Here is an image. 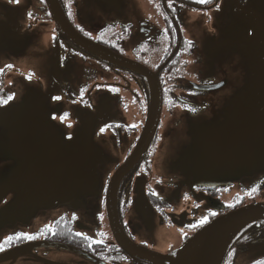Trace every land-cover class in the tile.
<instances>
[{
    "label": "flooded vegetation",
    "instance_id": "obj_1",
    "mask_svg": "<svg viewBox=\"0 0 264 264\" xmlns=\"http://www.w3.org/2000/svg\"><path fill=\"white\" fill-rule=\"evenodd\" d=\"M55 1L80 37L161 85L156 131L116 192L127 240L168 254L216 218L264 202V110L236 104L216 118L199 101L201 86L226 85L227 46L249 54L241 83L263 101L264 79L253 78L264 64V0ZM21 7L0 0V241L36 238L6 246L0 264H154L124 248L107 214L110 181L147 121L146 80L75 43L46 0ZM42 43L30 64L29 48ZM235 243L223 264L264 262V226Z\"/></svg>",
    "mask_w": 264,
    "mask_h": 264
},
{
    "label": "water",
    "instance_id": "obj_2",
    "mask_svg": "<svg viewBox=\"0 0 264 264\" xmlns=\"http://www.w3.org/2000/svg\"><path fill=\"white\" fill-rule=\"evenodd\" d=\"M56 23L65 29L69 37L87 51L103 58L109 63L128 69L146 80L149 90V111L142 135L136 148L127 158L124 164L114 173L107 198V214L115 235L121 240L124 248L142 258H146L154 264H221L228 248L237 236L248 226L258 228L264 225V202H254L236 208L226 215L216 218L194 236L184 242L183 246L174 249L168 254H158L145 248L137 247L127 240L121 231L116 215V192L118 183L127 174L139 158L143 155L151 138L153 137L159 122L162 106V89L157 73L152 72L144 65L131 59L120 56L98 44L87 41L80 37L64 18L55 0H46ZM225 83L218 85L201 86V90L209 91L220 89ZM264 100V99H263Z\"/></svg>",
    "mask_w": 264,
    "mask_h": 264
},
{
    "label": "rangeland",
    "instance_id": "obj_3",
    "mask_svg": "<svg viewBox=\"0 0 264 264\" xmlns=\"http://www.w3.org/2000/svg\"><path fill=\"white\" fill-rule=\"evenodd\" d=\"M89 4V0H84ZM22 0H19L18 8L21 7ZM127 2H125L126 4ZM23 8V6L21 7ZM132 13H141V9L138 8ZM45 44H40L34 49L29 48L26 57L29 60L30 64L36 65L37 61L40 59L37 56V53L43 54L45 50ZM242 49L237 46H227L226 48V62L223 65L225 68V79L227 83L225 86L220 87V89L209 90L201 94L199 101L204 103V111L202 113L208 114L210 117L220 118L222 112H231L234 109L236 104H239L241 107H249L252 111L260 113L264 110L263 101L260 98L248 99L246 93L244 92L243 83L241 81H247L240 77L239 72L242 69L241 62L245 58L249 57L248 53H244L241 57ZM215 67H219L220 64H214ZM251 70V69H250ZM252 72V70H251ZM210 77L214 79V82L223 79L220 78L221 75L215 77L214 69H210ZM264 79V64L259 65L258 75L254 76L253 80H262ZM238 82V83H237ZM210 119V118H208ZM211 146L214 148V144L211 143Z\"/></svg>",
    "mask_w": 264,
    "mask_h": 264
},
{
    "label": "snow or ice",
    "instance_id": "obj_4",
    "mask_svg": "<svg viewBox=\"0 0 264 264\" xmlns=\"http://www.w3.org/2000/svg\"><path fill=\"white\" fill-rule=\"evenodd\" d=\"M13 2L19 3V0H9V3H13ZM195 2L198 4H206L208 3V0H195ZM169 7H171V0H169ZM7 67H11V65H7ZM8 99H12V97L9 96ZM53 99H60V97H53ZM4 103H7V101H4ZM190 110L193 112L196 111L195 108H192ZM229 207H231V205ZM213 215H215V213H213ZM204 223H207V217H205L199 222L200 225H203ZM45 228L52 230L51 225H45ZM76 235L77 236L84 235L85 238H89L84 233H80V232H77ZM35 238L36 237L34 235L25 232L16 233L14 236L11 235L7 236L4 238L3 241H0V252L4 251L6 246H10L13 241H20V240L31 241ZM89 247H91V245H89ZM229 255H231V253H229ZM258 264H264V262H258Z\"/></svg>",
    "mask_w": 264,
    "mask_h": 264
},
{
    "label": "trees",
    "instance_id": "obj_5",
    "mask_svg": "<svg viewBox=\"0 0 264 264\" xmlns=\"http://www.w3.org/2000/svg\"><path fill=\"white\" fill-rule=\"evenodd\" d=\"M262 226H264V225H262ZM262 226H260V227H262ZM248 228H254V227H253V226H248ZM248 228L244 229V230H243V231L237 236V238L232 242V244H231L230 247L228 248V250H227V252H226V255H225V257H224V259H223V261H222L221 264H223V263L226 261V258H227L228 255H229L228 253H229L230 249L236 244L235 242H237V240L243 238V236H244L245 232L248 230ZM254 229H256V228H254Z\"/></svg>",
    "mask_w": 264,
    "mask_h": 264
}]
</instances>
